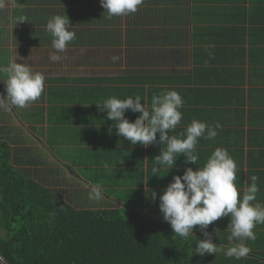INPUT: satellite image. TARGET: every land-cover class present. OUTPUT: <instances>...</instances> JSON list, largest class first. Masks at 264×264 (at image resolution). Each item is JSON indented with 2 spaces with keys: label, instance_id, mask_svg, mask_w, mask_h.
I'll return each mask as SVG.
<instances>
[{
  "label": "trees",
  "instance_id": "obj_1",
  "mask_svg": "<svg viewBox=\"0 0 264 264\" xmlns=\"http://www.w3.org/2000/svg\"><path fill=\"white\" fill-rule=\"evenodd\" d=\"M160 1L156 0L155 3ZM173 1L174 16L188 12L183 5L186 0H163L165 16L168 11L172 12L169 5ZM212 1L214 3L211 0H195L196 15L213 17L218 23V31L221 29L223 36L228 35L229 46L206 58L215 63L216 68H195L196 72L189 79L197 87L190 91L197 90L196 96L218 92L219 96L224 97V101L233 100L236 109L234 120L241 126V130L236 132L237 142L228 153L232 158L238 157L235 153L242 152L233 150L239 149L242 143L243 147L247 146V153L252 155L253 145L264 144V0H249L251 5L243 6L236 4L240 0ZM223 1L229 5H223ZM67 2L68 0H64L61 8H51L42 17L36 16L32 26L22 31L24 33L19 36L18 42L34 48L51 47L52 37L46 30V23L51 16L59 14L68 16L71 22L69 30L76 33V39L69 42L67 47L81 49V59L86 60L85 62H89L91 57L93 60L106 58L104 55L109 53L108 50L123 43L121 21L123 20V24L126 21L123 16L109 18L100 5V0H71V3L77 4V8L66 6ZM149 17V21L158 20L157 16ZM127 18V42L133 43L136 40L134 44L137 45L133 46H142V35L145 33V46L154 43L166 48L173 45L178 48L180 43L177 42L186 41L183 35L185 32L175 22L174 29L165 25L157 32L153 24L147 26L144 23L145 15L135 12L128 14ZM227 21L232 26L220 28ZM246 21H249L250 26ZM140 26H145L146 30ZM123 28L125 30V26ZM233 36L241 38L240 48L233 47ZM236 42L239 45L238 39ZM198 59H202L205 64L210 63L196 57V61ZM144 60L145 63L136 62V65L131 66L137 69L128 70L120 76L86 75L74 78L63 75L49 79L52 86L48 95L51 96L50 101L55 103L50 106L53 111L49 112L53 121L64 123V113L81 111L80 106L86 109L80 113L92 112L99 116L100 111L95 103H102L112 96L125 99L139 95L142 104L147 102L151 106L154 94L174 90V71L157 68L156 53L154 57L145 56ZM218 62L221 63L220 68ZM218 80L220 88L215 86ZM45 96L43 92L40 98ZM74 115L78 116L71 112L69 119ZM83 119L89 123L94 122L84 116ZM231 121L230 119L228 122ZM93 130L94 127L87 132L90 134ZM78 131L82 133L80 129ZM170 135L174 133L171 131ZM96 136L103 144H107L111 137L104 132L97 133ZM152 146L157 148L155 152L166 147L155 144L150 145V148ZM139 148L128 150L131 157L124 160L128 170L122 173V177L131 186L127 193L131 201L127 204L121 201L116 208L78 209L59 193L44 186L22 166L16 165L13 146L0 135V231L5 233L0 237V256L8 264H242L235 258L220 260L217 253H206L203 256L196 254V241L205 239L203 230L200 231V227L195 226L192 235L187 239L180 238L158 213L154 201L149 199L145 203L144 195L139 189L144 188L148 175H153L150 172L153 155L150 154L147 161V153L139 151ZM259 153L263 158L258 157V160H264L261 149ZM115 154L112 152L108 163L123 167L122 161L116 163ZM101 157L105 158L96 150L94 159L97 164H102ZM145 158L147 168H144ZM17 162L21 163L20 160ZM159 172L165 170L159 169L156 173ZM112 178L116 183L118 174H113ZM230 234L228 232L226 236ZM255 255L258 264H264V253ZM248 263L247 260L246 264Z\"/></svg>",
  "mask_w": 264,
  "mask_h": 264
},
{
  "label": "clouds",
  "instance_id": "obj_2",
  "mask_svg": "<svg viewBox=\"0 0 264 264\" xmlns=\"http://www.w3.org/2000/svg\"><path fill=\"white\" fill-rule=\"evenodd\" d=\"M143 0H100V5L107 12L108 17H117L137 12ZM4 0H0V7ZM71 22L67 15H53L46 23V30L51 34V47L55 51L49 54L52 62L62 59L57 53L65 52L69 42L76 39V33L69 30ZM214 47V46H213ZM208 50L207 47L205 49ZM212 56V53L209 52ZM117 56L112 57L116 62ZM0 73L4 74L6 95H0V108H25L37 101L45 88V76L24 63L16 60L5 66H0ZM139 95L119 99L115 96L105 99L102 103H95L98 111L106 112L112 121L116 135L129 141L135 146L138 143L144 147L157 143L165 145L159 154L153 158V175L162 167L169 171L176 165L180 155L185 157V164L196 165L199 155L196 145L199 138L214 139L217 129L222 126L193 119L177 135H170L181 123L183 99L175 90L161 91L151 98L150 109L141 103ZM12 109V110H13ZM139 113L134 121H129L125 113ZM157 134L159 138L157 139ZM108 168L107 163L104 164ZM235 160L227 149L217 147L207 158L202 167L193 170L192 167L183 169L182 175H174L162 194L159 195V211L164 221L171 226L173 233L187 239L194 232V227L202 230L221 217H230L229 242L232 244L225 255L237 260L248 256L251 249L246 241L255 240V227L264 224V204L257 200L259 192L258 177H250V184L241 194L236 186ZM169 173V172H168ZM152 201L157 199V193L151 191ZM103 197V189L99 184H93L89 192V199L99 201ZM55 215V213H53ZM219 229L216 230V232ZM205 239L196 241V254H215L218 246L213 243V237L207 231L203 232Z\"/></svg>",
  "mask_w": 264,
  "mask_h": 264
},
{
  "label": "crops",
  "instance_id": "obj_3",
  "mask_svg": "<svg viewBox=\"0 0 264 264\" xmlns=\"http://www.w3.org/2000/svg\"><path fill=\"white\" fill-rule=\"evenodd\" d=\"M64 0H4V6L0 7V66H5L9 62L15 60L17 55H14V48H24L27 52L29 49L34 48L29 47L28 45H23L19 43V36L24 33L22 32L24 29H28L32 26L33 21L36 16L42 17V15L46 14V12L50 11L51 8H61L62 3ZM195 0H186L183 5L188 9L185 15L182 13L177 14L174 16V22L177 24L179 28H181L185 34L184 35V42L179 41L180 46L178 48L174 47V76H176V81L174 82V90L177 91L182 99H183V107L180 109L182 112V120L179 125L172 131L174 135H177L184 131L185 127L193 120H199L206 122L210 125H215L216 122H219L222 126L220 129H217L218 135L211 140H206L204 138H199L198 143L196 145V152L199 155V160L197 161L196 165L193 164H185V157L180 155L177 158L176 165L169 171V169L165 166L160 169L165 170V172L155 173V175H148V178L145 181V185L141 190L144 195L145 203L151 199V191H155L157 193V199L154 201V206L159 211V195L163 193L169 182H171L172 177L174 175H182L183 169L186 167H192L193 170H196L197 167H202L207 160V158L211 155V153L217 148H225L228 150L233 149V146L237 142L235 140L236 132L240 129L241 126L237 125V122L234 120L236 115L235 105L233 104V100H226L224 101L222 98L223 96H219L218 92H213L210 94H201V96H196L197 90L190 91V89H196L197 85L191 84L190 76L196 72L195 68L201 70L206 68H216V64L211 62L209 58V52L216 53L219 49L227 48L229 37L228 35L223 36V32L220 29L216 28L218 23L214 21L213 17L209 16H197L196 15V7L194 4ZM210 1V0H209ZM212 3H214L211 0ZM251 1H243L240 0L238 5H251ZM223 5H229V3L223 1ZM77 6L76 3H71V0H68L66 6ZM247 25L250 26L249 21H246ZM232 23L223 22L220 25L222 27H230ZM234 37V45L233 47L236 49L237 47H241V38ZM237 39L240 41L239 45H237ZM208 40V41H207ZM148 46V45H147ZM214 46V47H213ZM49 47V46H48ZM207 47V51L205 50ZM148 49V48H147ZM149 50V49H148ZM23 51V53H25ZM151 51V50H149ZM154 54L156 51H152ZM196 57L203 58L207 61H210L209 64H205L202 59H198L196 61ZM187 59V60H186ZM191 61V66L188 67V63ZM196 61V62H195ZM220 62H218V68H220ZM222 66V65H221ZM198 70V71H199ZM4 78V74L0 73V79ZM51 77L45 78V82H49ZM75 78V77H74ZM50 83V82H49ZM219 80L216 82L215 86L219 85ZM0 87L5 88V83L3 80H0ZM2 89H0L1 91ZM45 98V97H44ZM65 102V101H64ZM144 103V102H143ZM148 105V103H145ZM150 105H148L149 107ZM253 107H256L253 105ZM72 113H77L78 116L70 115ZM70 113H64V124L69 125L74 123V127H79L81 130V139L85 140L89 143V148L92 152L98 150L102 156L100 159L103 160L102 164H97L96 160L93 164V167L96 166H104L107 163L108 168L113 173L117 171L118 178L115 180L113 179L115 184H118L119 188H122V184L127 185L126 180L122 177V173L125 170H128V166H125L124 160H127V157H131V154L128 150H134V148L140 147L138 150L147 153V161L149 155L152 154L153 158L159 154V152H155L157 150L156 147L150 146L144 147L139 143L135 146L131 145V143L122 137L117 136L115 128L112 127V121L107 118L106 112H99V116L92 112H87L88 114L80 113L81 111H71ZM139 113H132L131 111H127L125 116L129 121H134ZM83 116L92 119L94 122L89 123ZM233 116V118H231ZM231 122H228L229 120ZM98 122H97V121ZM95 122H97L95 124ZM100 123V124H99ZM108 126V127H107ZM94 127V130L91 131L89 134L87 130ZM105 133L111 135L109 137V141L107 144H103L100 142V139L97 138V133ZM171 133V132H170ZM169 133V134H170ZM83 135V136H82ZM159 138V134H157V139ZM263 138V137H262ZM261 138V140H262ZM159 145V143H157ZM156 144V145H157ZM161 145V144H160ZM84 146V145H82ZM162 146V145H161ZM262 150L264 154V144L262 146H258L257 144L253 145L252 147V155L247 153V146H242L240 144L239 149H235L233 151H239L242 153H235L238 154V157L233 158L237 165L236 170V186L238 191H241L243 194L246 191L248 185L250 184V177L256 175L258 177V186L259 192L257 193V200L253 203L260 202L264 204V160L259 161V158H263L262 155L259 153V150ZM149 150V153H148ZM112 152H115V160L118 162L122 161L123 167L111 166L108 162L111 160L110 155ZM93 156V157H94ZM148 162L146 163L145 158V165L144 168H147ZM106 169V171H107ZM121 171V172H120ZM174 173L172 174V172ZM153 174V171H150ZM169 172V173H168ZM110 173V172H109ZM166 173V176H165ZM103 176V175H102ZM109 176L103 177L102 181H99V185L102 186L106 184L107 179ZM151 177V180H150ZM101 179V176L92 177L90 179ZM116 186L114 185L113 188ZM140 193V192H139ZM126 199L131 201L130 196L125 197ZM152 200V199H151ZM126 202H128L126 200ZM161 214V213H160ZM162 215V214H161ZM230 223V217H221L220 219L214 221L212 224L208 225L206 229L203 230L210 233L213 237V243L218 246V250L216 253L218 254V258L220 260H228L227 256L225 255L226 250L232 246L229 242L226 233L230 232V228H227ZM219 229L217 232L216 230ZM202 231V229H198ZM254 232L256 234L255 240H248L246 241V245L249 246L251 249L248 256L241 258V260H237L238 262H242V264H246L247 260L249 261L248 264H258L256 261L255 254H263L264 253V224H258ZM202 234V232H200ZM202 236V235H201ZM227 242V244L223 242ZM223 247L224 249H222ZM206 264H214V262H206ZM237 264V263H236Z\"/></svg>",
  "mask_w": 264,
  "mask_h": 264
},
{
  "label": "rangeland",
  "instance_id": "obj_4",
  "mask_svg": "<svg viewBox=\"0 0 264 264\" xmlns=\"http://www.w3.org/2000/svg\"><path fill=\"white\" fill-rule=\"evenodd\" d=\"M146 2L144 1L140 5V10L137 13L141 16L145 15L144 23L147 26L153 24L157 32L165 25L174 29V1L169 5L172 12H167L166 16L168 17L163 13V0L158 4H156V0L153 2L146 0ZM70 7L77 8L78 6L71 5ZM149 16H157L158 20L149 21ZM123 19L128 21L127 15H123ZM126 21L124 24L123 20L121 21L124 31L123 43L108 50L110 54H105L106 58L101 60H93L91 57L89 62H85L86 60L81 59V49L67 47L65 52L57 53L62 59L58 62H52L48 57L55 50L46 46L31 48L27 52L24 48H14V55H17L15 60L17 63L29 65L33 71L43 73L45 78L63 75L69 77L120 76L127 73L128 70L137 69L131 66L136 65V62L145 63L144 57H154L152 51H156L158 62L155 65L157 68L174 69V53H177V51L174 52V45L169 48L154 43L145 46L144 40L147 36L145 33L142 35L144 37V40L141 41L142 46H133L137 45L134 44L136 40L133 43L127 42L126 28L129 25L125 24ZM123 26H125V30ZM140 27L146 30L145 26ZM90 52L93 54V49ZM115 54L119 59L113 62L112 57ZM190 66L191 61L187 68ZM51 86L52 83L45 82V98H39L25 108L15 107L16 112L12 107L0 108V135L13 146L15 164L22 166L44 186L59 193L78 209L116 208L120 206L121 201L127 204L129 200L125 197L128 196L127 193H129L128 190L131 189V186L122 184V188H119L118 184L114 183L112 176H109L106 184L103 185V197L99 201L89 199V192L93 184H98L108 174L118 173L117 171L113 173L104 166L93 167L95 163L94 152L90 150V144L81 139V133L78 131L80 126L74 127V123L65 125L53 121L49 113L53 111L50 110V106L55 104L50 101L51 96L48 95ZM1 89L0 95H6L5 88L2 87ZM80 107L82 108L81 111H86L84 107ZM18 160L21 161L20 164L17 162ZM90 176H101L102 178L90 179ZM114 185L115 188H113ZM133 193L136 192L133 191ZM4 235L5 233L0 231V237Z\"/></svg>",
  "mask_w": 264,
  "mask_h": 264
},
{
  "label": "built area",
  "instance_id": "obj_5",
  "mask_svg": "<svg viewBox=\"0 0 264 264\" xmlns=\"http://www.w3.org/2000/svg\"><path fill=\"white\" fill-rule=\"evenodd\" d=\"M0 264H8L4 257L0 256Z\"/></svg>",
  "mask_w": 264,
  "mask_h": 264
}]
</instances>
